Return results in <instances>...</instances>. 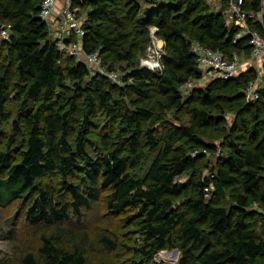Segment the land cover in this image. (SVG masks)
<instances>
[{"label": "trees", "instance_id": "obj_1", "mask_svg": "<svg viewBox=\"0 0 264 264\" xmlns=\"http://www.w3.org/2000/svg\"><path fill=\"white\" fill-rule=\"evenodd\" d=\"M43 1L0 0V144L9 132L0 148V208L28 199L25 222L60 233L43 234L38 253L24 254L22 264H88L83 240L63 224L80 220L100 200L114 216L131 214L145 260L176 247L178 264H264V85L257 100L246 99L243 92L257 77L252 68L211 80L186 100L181 90L201 78L193 41L232 57L251 54L248 37L235 41L240 29L209 0H145L147 8L139 0H74L86 13L83 51L99 52L107 70H129L127 80H136L120 86L60 50L41 17ZM247 8L258 9L259 1L247 0ZM152 26L166 43L163 75L136 58ZM252 26L264 32L259 23ZM77 40L72 34L67 42ZM220 86L234 92L238 114L222 145L200 134L214 125L216 109L225 112ZM153 88L167 97V107L189 105L190 123L171 124L158 138L153 119L159 115L146 105ZM181 139L188 147L175 151ZM223 146L228 152L209 176L196 170L192 182L178 181L199 157ZM147 151L155 154L138 179L131 171ZM66 236L73 238L70 246ZM101 241L110 250L120 246L106 235Z\"/></svg>", "mask_w": 264, "mask_h": 264}, {"label": "rangeland", "instance_id": "obj_2", "mask_svg": "<svg viewBox=\"0 0 264 264\" xmlns=\"http://www.w3.org/2000/svg\"><path fill=\"white\" fill-rule=\"evenodd\" d=\"M147 8L148 3L145 0H139ZM82 15H85V11L81 12ZM49 29H52L50 23L48 24ZM152 28V27H151ZM150 28V29H151ZM152 34L150 32V41L146 45L144 52L138 51L136 58L140 67H147L154 73L164 74L165 66L163 63L164 55L167 53L166 43L160 48L159 41L163 40L160 36ZM67 55H69L67 53ZM87 55L84 51L80 50V54L77 55L80 61L85 62L87 65ZM152 56L158 60V66L155 69L150 68L148 65H145V62L151 60ZM264 58H262L263 60ZM248 65L244 68L247 70L251 67L252 64L247 63ZM119 66V64H118ZM125 66V64H124ZM252 69V68H250ZM128 71L121 70L116 68L114 71H109L106 69L104 76H108L113 82L120 86H124L126 83H134L136 80L133 78H128ZM209 79L200 78L195 81L194 87H188L182 91L184 95V100L192 97L195 93V90L198 88L204 89L207 85L210 84ZM71 84V82H67ZM230 87H221L218 90V95L220 96L219 104L225 110L216 109L213 113L215 117L214 125L208 130H202L201 136L205 141H215L219 145L224 143L227 144V135H230L232 132V127L235 120L238 119V114L235 108H232L231 96L234 95V92L229 89ZM150 99L146 101V105L149 108H153L156 116L153 119L155 127L158 128V138L163 137L168 127L171 124H189L192 120L191 107L185 104V108L177 109L167 107L169 104L166 96L159 93L157 88H153L150 91ZM220 108V107H219ZM248 121H250V116ZM217 118V119H216ZM221 118V120L219 119ZM217 120V122H216ZM250 124V123H249ZM153 125L149 123L148 126ZM147 126V124H146ZM241 128V127H240ZM8 131L4 133V139L0 144V148H5L6 139L8 136ZM246 131H237L234 134H245ZM235 137V136H233ZM185 139H181L179 143L174 145V150H185L184 146ZM237 142L241 146L250 145L249 140H240ZM163 144V143H162ZM18 149L22 148V145L19 143L17 146ZM147 148V147H146ZM225 148V146H223ZM218 148L217 152L219 154L209 155L205 157H197L198 161L196 162L195 168L191 170L188 174H184L178 178V181L181 183H189L195 180L194 174L204 171L206 176L211 174V170L217 169V164L219 157L222 154L228 152V149ZM190 152V151H189ZM199 154V151H194ZM155 153H149L147 151L143 162L139 167L132 169V174L138 179H142L145 175L146 169L151 162V159L154 157ZM203 160L206 163H203ZM196 170H198L196 172ZM50 180V179H49ZM52 181V180H51ZM56 183V180H55ZM28 199H18L14 201L11 205L5 208H0V264H22L21 258L27 252H36L38 253L41 246V236L46 234L47 236L55 235L59 236L60 233L55 227L48 226H32L25 222V210L27 206ZM232 198L229 194L224 197V203L229 206ZM180 202V201H179ZM177 202L178 205L180 203ZM133 218L128 215V213L117 217L114 216L106 207L105 202L100 200L98 203H95L92 207L85 210L83 217L75 221L68 222L63 224L64 228H68L73 231L74 234L79 235V239L83 240L85 247L87 248V262L88 264H95L99 262H105L106 264H178L181 258V251L179 248L165 249L159 252L153 260H145L142 258L137 251L142 245V241L139 238L137 229L133 224ZM109 236L112 240L119 243V247L116 250H110L102 241V236ZM13 237V238H12ZM70 236L64 237L65 244L70 246L72 244V239ZM76 237V236H75Z\"/></svg>", "mask_w": 264, "mask_h": 264}, {"label": "built area", "instance_id": "obj_3", "mask_svg": "<svg viewBox=\"0 0 264 264\" xmlns=\"http://www.w3.org/2000/svg\"><path fill=\"white\" fill-rule=\"evenodd\" d=\"M259 1V8H247V0H209L210 4H216L215 11L225 13L226 22L229 26L238 27L240 30L236 35V40L248 37V45L251 47V54L246 55L245 52H237L232 57L224 55L222 52L214 50L203 45L198 41L191 43V51L197 57L201 78L214 80L224 79L229 80L239 76L241 73L249 70H244L248 65L252 64L253 69L257 72L255 81L250 83L244 90V95L247 100H257L260 96L259 91L264 85V32L261 28H254L252 25L259 23L260 27L264 28V0ZM57 0H44L42 3L41 17L47 21L51 15ZM86 15H81L79 9L71 0L67 1L62 9V18L52 25V39L58 41L60 50L68 53L71 56L80 54L83 51V38L86 34L84 28ZM259 27V26H258ZM157 26H152L150 32L156 34ZM68 32L75 34L77 41L67 40L70 38ZM4 37L8 36V32H2ZM161 47H158L160 49ZM151 60L145 62L150 68L155 69L158 66V60L151 57ZM88 63L90 64V72L92 75L104 74L106 68L102 63V58L99 52H94L87 55ZM155 62V63H153ZM195 81L190 80L181 86V90L188 87H194ZM220 151L217 152L219 154ZM193 154L196 155L194 152Z\"/></svg>", "mask_w": 264, "mask_h": 264}, {"label": "crops", "instance_id": "obj_4", "mask_svg": "<svg viewBox=\"0 0 264 264\" xmlns=\"http://www.w3.org/2000/svg\"><path fill=\"white\" fill-rule=\"evenodd\" d=\"M67 1L69 0H57L56 5L51 13V15L48 17L47 22L50 23L52 26L54 23H56L60 18H62V9L65 7ZM72 2L74 0H71ZM212 5L215 7L216 4L213 2ZM87 12V11H86ZM86 15V13H85ZM69 36L72 35L70 32H68ZM262 59V58H261ZM253 68V66H251Z\"/></svg>", "mask_w": 264, "mask_h": 264}, {"label": "water", "instance_id": "obj_5", "mask_svg": "<svg viewBox=\"0 0 264 264\" xmlns=\"http://www.w3.org/2000/svg\"><path fill=\"white\" fill-rule=\"evenodd\" d=\"M164 44H165V41L164 40H160L159 41V47H162Z\"/></svg>", "mask_w": 264, "mask_h": 264}, {"label": "bare ground", "instance_id": "obj_6", "mask_svg": "<svg viewBox=\"0 0 264 264\" xmlns=\"http://www.w3.org/2000/svg\"><path fill=\"white\" fill-rule=\"evenodd\" d=\"M153 63H155V62H153Z\"/></svg>", "mask_w": 264, "mask_h": 264}]
</instances>
